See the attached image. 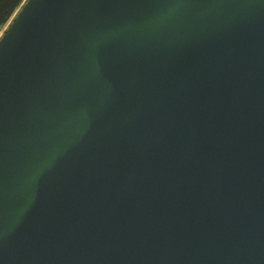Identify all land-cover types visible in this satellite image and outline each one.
Here are the masks:
<instances>
[{"label":"water","instance_id":"water-1","mask_svg":"<svg viewBox=\"0 0 264 264\" xmlns=\"http://www.w3.org/2000/svg\"><path fill=\"white\" fill-rule=\"evenodd\" d=\"M0 264H264V0H23Z\"/></svg>","mask_w":264,"mask_h":264},{"label":"trees","instance_id":"trees-1","mask_svg":"<svg viewBox=\"0 0 264 264\" xmlns=\"http://www.w3.org/2000/svg\"><path fill=\"white\" fill-rule=\"evenodd\" d=\"M3 0H0V2ZM23 0H19L15 5H10L9 8H6L2 13H0V23H7L15 12V10L19 7Z\"/></svg>","mask_w":264,"mask_h":264},{"label":"rangeland","instance_id":"rangeland-1","mask_svg":"<svg viewBox=\"0 0 264 264\" xmlns=\"http://www.w3.org/2000/svg\"><path fill=\"white\" fill-rule=\"evenodd\" d=\"M19 0H3L0 2V13H2L6 8H9L10 5H15ZM7 23H0V33L4 29Z\"/></svg>","mask_w":264,"mask_h":264}]
</instances>
